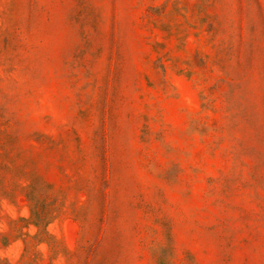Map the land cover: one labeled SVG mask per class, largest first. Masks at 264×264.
Listing matches in <instances>:
<instances>
[{
	"label": "rangeland",
	"instance_id": "obj_1",
	"mask_svg": "<svg viewBox=\"0 0 264 264\" xmlns=\"http://www.w3.org/2000/svg\"><path fill=\"white\" fill-rule=\"evenodd\" d=\"M0 264H264V0H0Z\"/></svg>",
	"mask_w": 264,
	"mask_h": 264
}]
</instances>
